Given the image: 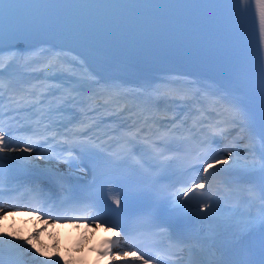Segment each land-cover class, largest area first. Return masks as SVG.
Listing matches in <instances>:
<instances>
[{"label":"snow or ice","instance_id":"snow-or-ice-1","mask_svg":"<svg viewBox=\"0 0 264 264\" xmlns=\"http://www.w3.org/2000/svg\"><path fill=\"white\" fill-rule=\"evenodd\" d=\"M252 0H238L241 8L239 13L250 14ZM143 7H185V5H131ZM200 5H187V7H199ZM219 6V5H217ZM76 7H119V5L106 4H78V3H62L55 0H33V2H20V0H0V26L5 30L6 35H15V30H10V22L17 19V13L21 9H47V8H76ZM255 24L258 25V50L257 63L255 68L251 65L245 52V45L240 33L238 43L233 52L232 64L229 68V75L226 81L219 83L217 93L219 95L217 103L223 106L224 111L229 115L228 123L236 126L243 134L245 140L248 141L250 150L253 153V159L250 164L244 166L245 175L237 182L238 185H246L239 188L244 193L240 203L248 209L257 207L254 215L251 211L242 212L239 207L232 210V214L227 219L222 218L223 209L218 204H211L208 200H201L200 211L204 212L199 217L201 225H207L206 228L201 227L199 230L188 228V232H195V235L187 236L191 240L187 251L190 257H195L200 253L210 251L216 257L211 264H264V261L257 259L256 244L253 242L254 235L264 229V0H255ZM0 67H3L0 63ZM5 87L3 81H0V90ZM11 87V83L8 84ZM2 94V92H0ZM216 94V93H214ZM258 144V148H257ZM81 151H88V142H80ZM33 148L30 141L25 147L20 148L12 143L8 138V134L4 132L0 126V174L3 173L5 163L11 168L13 165L19 167H28L31 164L30 155H20L19 153H31ZM13 153H18L13 155ZM128 155H132L131 152ZM159 155H163L160 153ZM231 155V153H229ZM258 157V158H257ZM43 158V153H41ZM220 159L216 163H221ZM226 163V161H223ZM163 163V162H162ZM236 162L233 161V164ZM214 167L208 163L204 168V172L208 175H216L217 173H209V168ZM219 171H227L219 170ZM53 182L61 183L64 178L53 174L49 177ZM207 180V177H205ZM197 188L205 187L204 184H197ZM192 189L182 191L181 195L189 197ZM133 196L148 197L153 195L152 191H134ZM203 197V193L199 194ZM194 193L191 198H195ZM126 201V197H114L112 202L121 207ZM174 208L172 211L176 217H181L184 210L189 207L188 201L181 202L179 198L173 201ZM207 209V211H205ZM167 209L163 204L152 209L149 218L153 221L162 220L171 226L175 221L172 217H166ZM123 231V229L121 230ZM184 242L186 236L184 231L178 233ZM113 244L115 242H112ZM111 247V244H110ZM11 255L13 252L26 253L22 245L10 244L7 240L0 238V255L5 250ZM183 250V249H182ZM127 254V253H126ZM135 255V252L131 253ZM138 260L142 257L137 256ZM33 260L35 258L33 257ZM0 264L4 261L0 259ZM35 264H44L43 261H35ZM53 264H56L54 261ZM143 264H148V260H144ZM190 264H206L200 259H190Z\"/></svg>","mask_w":264,"mask_h":264},{"label":"bare ground","instance_id":"bare-ground-1","mask_svg":"<svg viewBox=\"0 0 264 264\" xmlns=\"http://www.w3.org/2000/svg\"><path fill=\"white\" fill-rule=\"evenodd\" d=\"M24 52H22L21 50H17L11 57L12 59H14L15 61H20L21 65H23V69L26 70L28 69V67L26 66L27 64H30V62H28V58H24ZM67 63V65L69 67H72L74 69V72L72 74H70V77H73V78H70V80H73L74 81V85L76 86V89L79 90L81 88L85 89L87 88L88 86H90L91 84H93V80L92 78L90 77L89 75V72L87 70V68L84 66V64L80 65L79 63H84L83 61H79L76 59V57L74 56H71L69 54H63L62 55ZM36 60H40V58L36 59ZM35 61H31L32 64H35ZM66 73V72H65ZM66 74H69V73H66ZM63 77H66L67 75H62ZM67 83H69L68 79H67ZM66 83V85H67ZM185 84L187 86L188 82L185 81ZM70 89V87H67V86H64L62 88V91H68ZM80 91V90H79ZM126 94L128 96L134 94V92H131V91H128L126 92ZM45 98V97H44ZM43 98V99H44ZM49 100H52L53 97H49L48 98ZM101 101V99H96V102H95V105L93 107H98L99 106V102ZM111 102V99H108L107 101H104V103L106 105H109ZM182 106H185V104L182 103ZM28 107V106H27ZM232 129V128H230ZM12 140V143L15 145H17L19 143V141H21L19 138H9ZM229 153H231V155H229ZM18 153H13V155H17ZM20 155H30L31 157V164L28 166H33V165H40V163H42L43 165V168H49V166L47 164H45V162L47 161H40L42 158H41V151L40 150H33L31 153H19ZM46 154H43V156H45ZM225 157H221L220 160L222 161L221 165L220 166V169H217L215 166L212 167V168H209V173H220L221 171L219 170H234L237 166L238 163L240 162H243L246 160L247 157L250 156V154H244L242 152L238 153V152H233L232 151H226L224 153ZM43 158H47V157H43ZM230 158L231 160L235 161L236 163L235 164H229L227 166H225L224 164H226L225 162L223 161H226L227 162V159ZM14 168H18V169H24V168H27V167H19V166H14ZM4 169L8 170V169H12V168H9L7 162L5 163V166H4ZM13 171L12 172H18L17 169H12ZM5 172H3L2 174H0V180H3V183L5 182H8L9 180H11L13 178L14 175H10V174H4ZM241 186H244V185H241ZM0 199L4 200V199H7V195L6 194H0ZM7 208V207H6ZM5 208H0V218L1 219H13L14 218V215H16L17 213L15 211H12V210H4ZM257 207H253L251 208V212H254L256 211ZM249 211V209L247 208L246 209V212ZM24 213V212H23ZM14 214V215H13ZM18 215V214H17ZM24 220V218H22ZM25 220H30L31 222H29V226L26 227L25 225H22L20 226L19 229H22V228H29L32 227V226H36L37 224H39V226H36L34 227V231L38 232L42 229H49L52 231V229H55L56 226L54 224H50V223H47V222H42V221H39V219H32V218H27ZM42 222V224H41ZM50 225V227H48V225ZM60 229L63 228V226L61 225L59 227ZM58 228V229H59ZM70 231L71 230H80V235H81V238L83 239H86V241L88 240V243L86 245V247H82L84 249H87L88 250H93L92 247H91V231H92V228H82L81 226L79 225H75L73 227H71L69 229ZM47 232V233H46ZM54 233H50L49 231H46V230H43L39 235L38 237L40 238H43L44 241L48 244L47 245V248L49 249H52L54 250L53 248H55L58 244V240H57V235L54 236L53 235ZM34 236L35 233L33 231L29 232L28 234V238H30L31 236ZM7 239V241L10 243V244H14V245H18V242L17 240L14 238V236L10 235L8 238H5ZM12 241V242H11ZM23 247L25 248L26 247V244L23 245ZM109 248V247H108ZM106 248L103 252H102V257H106V256H110L111 253L110 252H107V249ZM61 253H64V250L61 251ZM111 258H113L111 256ZM0 259H2L4 261V264H33L32 263V259L33 258H30V255H28L27 253H21V252H13L11 255L9 254L8 250L6 249L3 253V255H0ZM110 259V258H109ZM107 259V260H109ZM78 261H80V263L78 264H82L84 262H87L86 259H83V258H77ZM105 262V260H104Z\"/></svg>","mask_w":264,"mask_h":264},{"label":"rangeland","instance_id":"rangeland-1","mask_svg":"<svg viewBox=\"0 0 264 264\" xmlns=\"http://www.w3.org/2000/svg\"><path fill=\"white\" fill-rule=\"evenodd\" d=\"M14 215V214H13ZM10 219V218H9ZM17 222V224H24L26 227L29 226V222H31L30 220H23L22 217L20 215H14V218ZM39 221H42V222H47V223H50L52 224L53 222L51 221H48V220H45V219H39ZM11 222L13 221H10L7 219L4 220V219H1L0 218V236L1 235H4L3 237L6 238L8 236V231L11 232V231H14L15 229V233H14V238L22 243L23 245L26 244V247L25 249H27V254L30 255V258H35V260H31V261H43L44 264H53V262L55 261L56 264L57 263H60V264H65L67 263L65 261V258L66 256H69L71 257V259L73 261H77V259H75L74 257L71 256L70 253V248L68 245H70L71 243H74V242H77V237H78V234H74L73 237H70L68 232L67 231H64V228H59L60 226H56L55 229H52L51 230H47V229H42L38 232L34 231V227L36 226H39V224H37L36 226H32L29 228H22V229H19L18 225H16L17 227L14 228L13 226H10L9 229L7 230L6 229V225L7 224H11ZM41 222V224H42ZM54 224V223H53ZM48 227H50L49 224H47ZM43 230H46V231H49L50 233H54L53 235L56 236L57 235V240H58V244L55 248H53L54 250L52 249H49L47 248V243L44 241L43 238H40L38 237V235L43 231ZM33 231L35 233V235L31 236L30 238H28V234L29 232ZM47 233V232H46ZM62 249H65L67 252L65 255L63 256H60L58 255V253L62 250ZM58 259H60L59 261H57ZM104 260H99L98 263L99 264H104L103 262ZM113 264H125V263H122V262H115Z\"/></svg>","mask_w":264,"mask_h":264}]
</instances>
